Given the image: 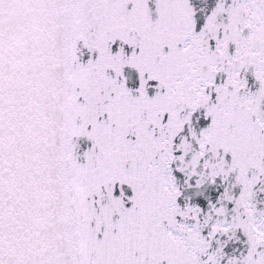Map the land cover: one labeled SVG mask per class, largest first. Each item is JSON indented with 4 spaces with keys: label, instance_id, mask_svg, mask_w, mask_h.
Segmentation results:
<instances>
[{
    "label": "snow or ice",
    "instance_id": "snow-or-ice-1",
    "mask_svg": "<svg viewBox=\"0 0 264 264\" xmlns=\"http://www.w3.org/2000/svg\"><path fill=\"white\" fill-rule=\"evenodd\" d=\"M0 264H264V0H0Z\"/></svg>",
    "mask_w": 264,
    "mask_h": 264
}]
</instances>
